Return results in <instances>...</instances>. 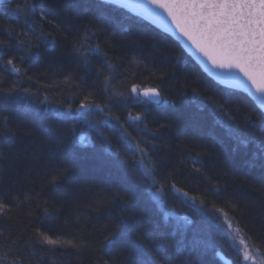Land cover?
Segmentation results:
<instances>
[{
	"label": "trees",
	"instance_id": "trees-1",
	"mask_svg": "<svg viewBox=\"0 0 264 264\" xmlns=\"http://www.w3.org/2000/svg\"><path fill=\"white\" fill-rule=\"evenodd\" d=\"M46 2L50 12L63 5L57 22L64 21L69 31L55 33L54 42L33 49L31 57L14 42L0 48V129L7 116L8 127L18 132L11 140L0 136V203L10 209L0 215V255L12 248L4 264L14 255L30 264H130L138 257L122 242V233L158 251L159 264H225L217 251L240 264L221 230L223 217L216 214L214 220L183 192L227 212L233 230L250 237L249 248L258 249L264 260V158L257 148L264 137L246 123L263 111L245 92L213 80L179 41L128 9L100 0ZM9 4L0 5V40L10 39L5 29L22 30L23 19L11 11L16 0ZM85 26L97 33L92 43L99 42L108 56L92 59L95 70H86L71 49L72 38ZM9 58H15L20 73L6 66ZM109 75L114 77L109 91L127 98L109 105L112 116L124 123L129 112L144 114L142 122L125 127L133 138L156 145L155 185L145 182L139 168L124 169L106 153L101 131L113 143L120 138L107 113L76 111L85 96L90 103H106ZM69 77L71 84H65ZM13 81L17 90L5 100ZM133 85L156 87L162 102L133 97ZM224 114L234 116L241 138L252 142L231 136L220 123ZM65 168L72 170L50 186L52 175ZM159 186L165 192L157 198ZM37 228L87 247L77 252L40 243ZM109 233L116 234L111 242L104 240Z\"/></svg>",
	"mask_w": 264,
	"mask_h": 264
},
{
	"label": "snow or ice",
	"instance_id": "snow-or-ice-1",
	"mask_svg": "<svg viewBox=\"0 0 264 264\" xmlns=\"http://www.w3.org/2000/svg\"><path fill=\"white\" fill-rule=\"evenodd\" d=\"M100 2L108 4L111 0H100ZM0 5H7L11 8L9 0H0ZM16 5L11 11L14 15L23 19L22 30L19 33H14L11 29H5L4 31L10 39L0 40V48L11 46L14 42L17 48H22L31 57L33 49H39L42 44L53 43L55 33L69 31L64 21L57 22L59 11L63 10V5L60 3L55 4L51 12L46 0H16ZM133 6L142 8L145 14L159 18L166 25L167 21H163L160 14L155 11V8H163L179 33L206 57L214 68H235L243 73L251 87L255 89V93L258 94L256 99L262 101V106H264V0H143L142 3ZM98 18L101 20L105 19L103 16ZM46 28L51 30L45 31ZM65 38L67 39L68 37L66 36ZM96 38L97 33L88 26H85L82 34L72 38V53L86 70H95V65L92 64L94 57H103L104 61L108 59L107 52L103 51L100 43H92ZM33 40H35V44H33ZM14 59L9 58L6 61V66H10L12 72L20 73L21 69L15 66ZM21 59H24V57H21ZM104 66V64H101V68ZM106 66L108 69L112 68L110 63ZM217 75L223 76L224 73L220 72ZM229 75H234V73H229ZM84 79L85 77H79L81 82ZM113 79L114 77L111 75L104 77L105 88L103 91L107 96L104 105L90 103L88 102L89 97L85 96L76 111L78 113L89 111L107 113L109 119L115 121L112 124V128L120 131V138L116 140V143H113V140L101 131L106 153L124 169L130 167L139 168L142 171L145 182L151 181L155 185L154 173L157 172L158 165L152 159V155H155L154 149L156 145L151 143L148 138H133L125 127V124L129 121L142 122L145 118L144 114L137 113L133 115L129 112L124 123H120L119 117L112 116L109 105L117 104L121 100L127 99L122 93H114V90L113 92L109 91ZM71 82L70 77L64 81L65 84H71ZM240 83H243V81ZM16 90L17 82L13 81L12 86L7 89L5 100L11 98ZM23 91L25 93L28 92L27 89ZM130 93L136 98L143 96L147 101L157 100L161 96V92L156 87L147 88L141 92L136 85L132 86ZM69 111H71V106H69ZM108 122V120H105L100 123ZM220 123L240 143L247 145L252 142L247 138H241V130L236 125L234 116L224 114ZM246 123L250 127L259 129L261 136L264 137V112L257 116L255 122L249 119ZM8 124L9 118L5 116L3 128L0 129V136H3L5 140H11L18 134L17 131L9 128ZM145 127L147 128V125ZM152 138L154 139V135ZM80 143H84L83 137L80 138ZM257 148L259 158H264V139L257 142ZM71 170V168H65L63 171H58L52 175L48 184L50 186L59 184L60 179ZM194 170L200 171L199 168ZM172 188L179 191V189H176L175 184L172 185ZM220 191L219 187L214 189L217 194ZM164 192V186L155 188L157 198H160ZM182 194L194 206L198 205L200 210L206 211L214 220L217 218L216 214H220L223 217L221 230L229 236L230 240L234 242L241 235L242 230L239 228L233 230V221L229 219L228 213L222 208L216 207L214 204L209 207L204 200L196 196H189L187 192ZM28 199L31 198L29 197ZM9 210L8 204L0 203V215H6ZM48 211L49 209L46 207L43 209L44 214H47ZM114 235L116 234L109 233L108 236L104 237V240L111 242L110 237ZM34 236L40 243L49 246L72 248L77 252L87 247L82 242H74V240H63L59 237L53 239L39 228L36 229ZM121 240L131 247L135 257H138L133 258L130 264H159L157 257L160 256V253L154 249H149L147 245L140 241L139 237L132 241L127 233H122ZM249 241L250 237L239 240V245L243 246V260L252 261L253 264H264V261H257L256 257L249 251ZM12 244H15V241H12ZM237 250H240L239 247ZM257 251L259 250L257 249ZM10 254H12L11 246H9L7 252L0 255V264L8 261ZM160 260L162 261L163 257H160ZM10 264H30V261L21 255H14Z\"/></svg>",
	"mask_w": 264,
	"mask_h": 264
},
{
	"label": "water",
	"instance_id": "water-1",
	"mask_svg": "<svg viewBox=\"0 0 264 264\" xmlns=\"http://www.w3.org/2000/svg\"><path fill=\"white\" fill-rule=\"evenodd\" d=\"M111 2L128 9L131 13L145 19L146 21L150 22L151 24L163 30L164 32L170 34L175 40L179 41L185 51L200 65L202 70L213 80L226 87L238 89L245 92L264 112V106H262V101L256 99V96L258 94L255 93V89L251 87L250 83L247 81V78L243 75V73H241L238 69L235 68H214L211 63L207 61V58L204 57L198 50H196L195 47H193L191 43L179 33V31L175 28V25L172 24L167 12L163 8H155V11L160 14V17L163 18V21H167L166 25L162 23L159 18H154L151 15L145 14L142 8L133 6L142 3L143 0H111ZM220 72H223L224 75H217V73ZM229 73H234V75H229ZM241 81H243V83H240ZM147 88L152 87L143 88L141 92ZM141 98L146 100V98H144L143 96H141ZM149 102L153 104H159L162 102V97L160 96L159 98H157V100ZM216 255L225 264H232L231 259L226 257L221 251H217Z\"/></svg>",
	"mask_w": 264,
	"mask_h": 264
},
{
	"label": "rangeland",
	"instance_id": "rangeland-1",
	"mask_svg": "<svg viewBox=\"0 0 264 264\" xmlns=\"http://www.w3.org/2000/svg\"><path fill=\"white\" fill-rule=\"evenodd\" d=\"M200 66V65H199ZM143 88H146V87H138V89L141 91ZM141 98V96H140ZM142 99V98H141ZM163 99V98H162ZM233 234H234V231H233ZM241 239L240 236H238L236 238V240L233 242L231 240V243H232V246H233V249H234V253H237L238 254V261L240 262V264H253L252 261H244L243 260V246H240L239 245V240ZM239 247V251L237 250V248ZM249 251L256 257V260L257 261H264L263 260V257L261 256V254L259 252H257L256 250H253L251 248H249Z\"/></svg>",
	"mask_w": 264,
	"mask_h": 264
}]
</instances>
